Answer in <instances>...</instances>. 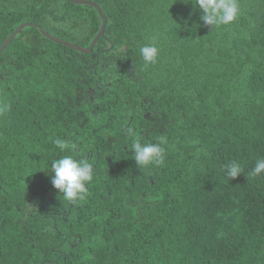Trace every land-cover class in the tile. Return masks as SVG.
I'll list each match as a JSON object with an SVG mask.
<instances>
[{"label":"trees","instance_id":"obj_1","mask_svg":"<svg viewBox=\"0 0 264 264\" xmlns=\"http://www.w3.org/2000/svg\"><path fill=\"white\" fill-rule=\"evenodd\" d=\"M80 1L0 0V49L28 24L0 53V264H264V0L216 29L190 0ZM103 17L89 54L62 44ZM56 139L93 166L83 200L51 184Z\"/></svg>","mask_w":264,"mask_h":264},{"label":"clouds","instance_id":"obj_2","mask_svg":"<svg viewBox=\"0 0 264 264\" xmlns=\"http://www.w3.org/2000/svg\"><path fill=\"white\" fill-rule=\"evenodd\" d=\"M184 2L188 3L189 0ZM190 2L196 10L202 12L200 20L203 24L212 29L232 25L241 14L239 0H190ZM139 54L145 66L155 64L159 56V48L155 40L142 46ZM54 144L61 152L67 150L69 154L60 155L50 161L52 186L59 190L67 201L83 200L87 195V184L93 180L92 164L71 154L76 150L75 144H69L62 139H56ZM130 147L133 160L139 168L163 163L164 149L159 143H141L139 139H135ZM226 174L231 180L239 177L242 174L240 164L235 161L229 163L226 166ZM262 174H264V159H258L251 175Z\"/></svg>","mask_w":264,"mask_h":264},{"label":"water","instance_id":"obj_3","mask_svg":"<svg viewBox=\"0 0 264 264\" xmlns=\"http://www.w3.org/2000/svg\"><path fill=\"white\" fill-rule=\"evenodd\" d=\"M73 2H75V3H80V4H85L86 2H84V1H80V0H72ZM93 6H95L97 9H98V11H99V13H101V9L97 6V5H95V4H93ZM103 21H104V23H103V26H102V28H101V30H100V32L98 33V35L95 37V39L93 40V42H92V44H91V46L88 48V49H84V48H82V47H79V46H75V45H73V44H67V43H65V42H62V44H65L66 46H69V47H72V48H74V49H76V50H78V51H80V52H83V53H86V54H89L91 51H92V49H93V47L97 44V42H98V40L100 39V37L104 34V32H105V27H106V18L105 17H103ZM28 24H23V25H21L10 37H9V39L3 44V46L1 47V49H0V53L8 46V44L9 43H11L12 42V40L15 38V36L19 33V32H21L26 26H27ZM42 30V29H41ZM43 31V30H42ZM43 34L45 35V36H47V37H49L50 39H52V40H54V38L53 37H51L46 31H43ZM58 41V40H57ZM60 42V41H59Z\"/></svg>","mask_w":264,"mask_h":264}]
</instances>
